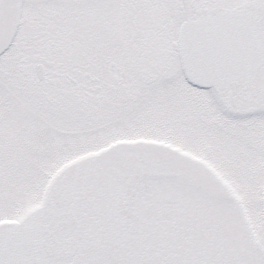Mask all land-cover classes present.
Instances as JSON below:
<instances>
[{"label":"snow or ice","instance_id":"1","mask_svg":"<svg viewBox=\"0 0 264 264\" xmlns=\"http://www.w3.org/2000/svg\"><path fill=\"white\" fill-rule=\"evenodd\" d=\"M0 264H264V0H0Z\"/></svg>","mask_w":264,"mask_h":264}]
</instances>
